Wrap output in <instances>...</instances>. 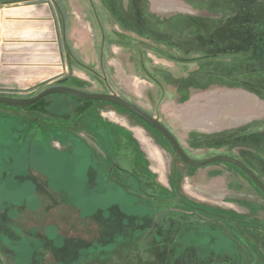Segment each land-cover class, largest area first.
I'll list each match as a JSON object with an SVG mask.
<instances>
[{
  "label": "rangeland",
  "instance_id": "rangeland-1",
  "mask_svg": "<svg viewBox=\"0 0 264 264\" xmlns=\"http://www.w3.org/2000/svg\"><path fill=\"white\" fill-rule=\"evenodd\" d=\"M224 1L0 0V95L53 85L116 94L169 129L159 105L171 81L184 87L209 63L217 84V39L209 53L190 46L237 12ZM168 33L181 34L180 56L152 37ZM72 95H48L33 113L0 106V264H264V193L246 172L189 165L132 111L101 101L78 114L85 103ZM229 120L179 142L195 160L230 155L264 180V118L245 128Z\"/></svg>",
  "mask_w": 264,
  "mask_h": 264
},
{
  "label": "crops",
  "instance_id": "crops-1",
  "mask_svg": "<svg viewBox=\"0 0 264 264\" xmlns=\"http://www.w3.org/2000/svg\"><path fill=\"white\" fill-rule=\"evenodd\" d=\"M227 1H224L225 4H228ZM242 3H246L249 8L243 9ZM230 4L236 7L237 12L225 14V18L218 21V30L199 31L197 37L203 38L201 46L193 43L190 46L191 53L193 50L194 53H201V49L209 53L205 46L209 39H217V42L214 40L220 54L215 57L218 64L217 84H209L208 81L211 65L205 63L207 68L204 70V63H196V68L191 71L201 70L202 74L196 75L194 81H187L181 88L179 79L171 81L170 86L174 89H166L169 93L160 100V115L164 114L169 119L168 127L180 142L183 135L194 131L202 134L219 132L224 127V118L230 119L229 128L251 127L253 122L255 124L258 119L264 118V112H258L259 107L263 106L259 102L264 104V94L258 91L264 88L263 84H258V78L264 79V8L259 9L258 6L264 5V0H233ZM27 10L28 7H8L4 11L6 15L19 16ZM177 35L181 34L168 33L152 37L156 41L160 40L161 47L158 49L161 52L179 55L181 47L172 42ZM226 53L229 58L223 59ZM195 59L202 61L204 58ZM137 84L133 85L134 89ZM129 86H132L130 82ZM145 103L152 104L151 101Z\"/></svg>",
  "mask_w": 264,
  "mask_h": 264
},
{
  "label": "water",
  "instance_id": "water-1",
  "mask_svg": "<svg viewBox=\"0 0 264 264\" xmlns=\"http://www.w3.org/2000/svg\"><path fill=\"white\" fill-rule=\"evenodd\" d=\"M56 93L73 94L89 100L106 101L122 106L132 111L133 113L139 115L140 117L145 119L148 123H150L152 126H154L157 130H159L171 142L176 153L185 163L196 167L206 166L216 162L232 163L240 167L244 172H246L249 175V177L254 181V183L264 193V180L260 178L243 161L237 159L236 157L226 154L215 155L204 160H195L191 158L187 154V152L185 151V149L183 148L177 137L161 122L159 118L152 116L148 112L141 109L139 106L127 101L126 99H124L119 95L109 94V93L89 92L86 90L65 86V85H53L44 89L37 95L31 97H14V96L0 95V103L25 107L36 103L37 101L41 100L42 98L48 95L56 94Z\"/></svg>",
  "mask_w": 264,
  "mask_h": 264
},
{
  "label": "trees",
  "instance_id": "trees-1",
  "mask_svg": "<svg viewBox=\"0 0 264 264\" xmlns=\"http://www.w3.org/2000/svg\"><path fill=\"white\" fill-rule=\"evenodd\" d=\"M69 95H71V94H69ZM73 97H75V98H77V99H79V100H81V101H83L84 103H85V106L83 107V106H79L78 108H77V112H78V114H82V113H85V111H86V107L88 108V107H90V105H92V104H98V103H101V101H99V100H89V99H86V98H82V97H79V96H74V95H72ZM46 98H47V96L46 97H44V98H42L41 100H39V101H37L36 103H34V104H32V105H30V106H25V107H22V106H15V105H9V104H4V103H0V106H6V107H9V108H18V109H23V110H27V112H29V113H33V112H39V111H42V110H44L45 109V103H46ZM109 104V103H108ZM111 104V103H110ZM117 107H119V106H117ZM119 108H122V107H119ZM122 109H124V108H122ZM125 110H127V109H125ZM127 111H129V110H127ZM136 115V114H135ZM28 116V115H27ZM137 117H139V118H141L143 121H146V120H144L142 117H140V116H138V115H136ZM31 118L29 119V122H28V124H27V129L30 131V130H32L34 127H35V123H36V120L38 119V117L37 116H30ZM26 118V117H25ZM147 124L149 125V126H151L153 129H155V130H157L156 128H154L152 125H150L148 122H147ZM158 131V130H157ZM159 132V131H158ZM167 141H169L161 132H159ZM170 142V141H169ZM236 166V165H235Z\"/></svg>",
  "mask_w": 264,
  "mask_h": 264
},
{
  "label": "built area",
  "instance_id": "built-area-1",
  "mask_svg": "<svg viewBox=\"0 0 264 264\" xmlns=\"http://www.w3.org/2000/svg\"><path fill=\"white\" fill-rule=\"evenodd\" d=\"M57 146L60 147V146H59V143L57 144Z\"/></svg>",
  "mask_w": 264,
  "mask_h": 264
}]
</instances>
